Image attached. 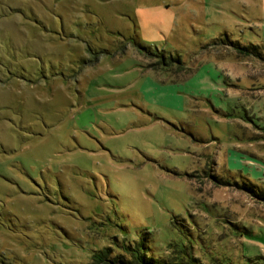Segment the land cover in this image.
Segmentation results:
<instances>
[{"label": "rangeland", "instance_id": "1", "mask_svg": "<svg viewBox=\"0 0 264 264\" xmlns=\"http://www.w3.org/2000/svg\"><path fill=\"white\" fill-rule=\"evenodd\" d=\"M245 181L264 190V0H0V264L144 236L264 264Z\"/></svg>", "mask_w": 264, "mask_h": 264}, {"label": "trees", "instance_id": "2", "mask_svg": "<svg viewBox=\"0 0 264 264\" xmlns=\"http://www.w3.org/2000/svg\"><path fill=\"white\" fill-rule=\"evenodd\" d=\"M257 47H254L255 50ZM251 49V48H250ZM249 51V50H247ZM253 51V50H252ZM158 55V63L160 66H169L172 61L180 62L179 56H168L162 52L156 53ZM154 64H151V66ZM219 183H228L231 185L229 181L216 179ZM238 188L243 189L248 192L252 196L257 199L264 200V190H260L258 186L254 185V183H249V181H245L243 184L236 183ZM148 235V234H147ZM145 237V236H144ZM142 238L140 241H136L133 248L131 246H125L124 250L129 253L127 257H111V249L106 247L104 250H98L96 254H94L93 261L90 264H203L200 260H197L195 256L191 253L192 248H189L190 245H185L184 242L178 243V247L175 244V247L179 250L181 254H184L185 257H161V256H152L149 255L148 245H147V237Z\"/></svg>", "mask_w": 264, "mask_h": 264}]
</instances>
